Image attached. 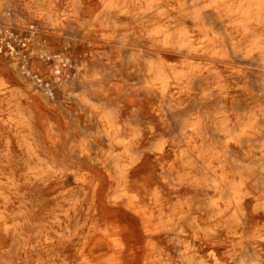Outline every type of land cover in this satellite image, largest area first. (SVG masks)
Masks as SVG:
<instances>
[{"label": "bare ground", "instance_id": "1", "mask_svg": "<svg viewBox=\"0 0 264 264\" xmlns=\"http://www.w3.org/2000/svg\"><path fill=\"white\" fill-rule=\"evenodd\" d=\"M96 2L0 0V264H264V0Z\"/></svg>", "mask_w": 264, "mask_h": 264}, {"label": "rangeland", "instance_id": "2", "mask_svg": "<svg viewBox=\"0 0 264 264\" xmlns=\"http://www.w3.org/2000/svg\"><path fill=\"white\" fill-rule=\"evenodd\" d=\"M2 1H8L10 4L11 3L13 4L16 2V0H2ZM25 1H29V0H22V2H25ZM41 6L43 7V5H41ZM97 12H98V10H97ZM42 16H43L42 18L45 19L44 18L45 16L44 15H42ZM64 31L67 33H74L75 32V24H68L67 23ZM96 68L99 69V68H101V66H98ZM96 68L90 64L88 69L81 71V72L85 75H89L91 70L96 69ZM109 70H111V69H109ZM81 72H80L79 76H81V74H82ZM117 77H118V79L124 80L125 82H136L137 81L136 80L137 76H136V74H134L132 66L124 67L123 71L121 73L117 74ZM77 78H78V74L76 75V70L74 71V69L72 68V69L68 70L66 76L63 79V81L67 84V87H66V90L64 91V93H62L60 95V97H61V100L63 101L64 106L66 108L65 112L69 116H70V113L72 114V112L70 111V108H69V106L71 105V101H70V99H68L69 88H71L74 91V94H78L82 90L81 87L77 84ZM107 98L109 99L110 97H107ZM77 112L82 114L83 116H85V114H83V112L80 109H78ZM124 115H125V111L123 112V117H124ZM94 128L95 127L92 125H87V124H83V123L80 125V130H85V129L93 130Z\"/></svg>", "mask_w": 264, "mask_h": 264}, {"label": "crops", "instance_id": "3", "mask_svg": "<svg viewBox=\"0 0 264 264\" xmlns=\"http://www.w3.org/2000/svg\"><path fill=\"white\" fill-rule=\"evenodd\" d=\"M82 1V4L85 6H89L90 8L92 7V8H95V7H97L96 8V11L99 9L98 8V6L100 5V4H98L97 2H96V0H81ZM95 10V9H94Z\"/></svg>", "mask_w": 264, "mask_h": 264}]
</instances>
